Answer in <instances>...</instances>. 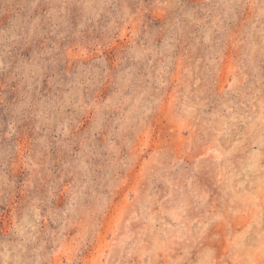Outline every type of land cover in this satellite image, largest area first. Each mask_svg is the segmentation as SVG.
I'll return each mask as SVG.
<instances>
[{
	"label": "rangeland",
	"instance_id": "obj_1",
	"mask_svg": "<svg viewBox=\"0 0 264 264\" xmlns=\"http://www.w3.org/2000/svg\"><path fill=\"white\" fill-rule=\"evenodd\" d=\"M211 4L182 38L151 50L148 84L106 141L98 184L87 159L80 161L92 213L70 227L65 190L57 196L47 181L35 187L30 247L40 264H264V8L261 0ZM8 27L4 18L0 29ZM60 47L39 40L13 49L0 33V52L36 50L21 71ZM67 55L87 59L88 50ZM106 118L99 109L93 132ZM81 148L91 153L86 140ZM71 199L80 204V193ZM14 215L0 200V225L10 227ZM8 227H0V245L14 240Z\"/></svg>",
	"mask_w": 264,
	"mask_h": 264
},
{
	"label": "clouds",
	"instance_id": "obj_2",
	"mask_svg": "<svg viewBox=\"0 0 264 264\" xmlns=\"http://www.w3.org/2000/svg\"><path fill=\"white\" fill-rule=\"evenodd\" d=\"M24 4L27 15L21 16L18 0H0V24L7 18L9 25L0 33L13 49L39 40L59 41L61 47L54 58L44 57L31 71H21L19 65L31 61L35 49L17 57L7 49L0 52V200L15 209L10 227L0 225L14 235L12 243L0 245V264H40L30 247V229L35 223L31 211L35 187L43 181L56 185L57 196L65 190L70 227L92 213L84 205L89 185L80 161L87 159L98 184L107 165L106 141L118 136L122 121L148 84L145 66L152 59L151 50L170 37L182 38L193 16L212 7L211 0H24ZM260 6L264 8V0ZM81 47L88 50L87 59L67 55ZM101 108L107 118L102 129L93 132ZM81 122L87 127L81 129ZM68 128L71 134H66ZM84 140L90 154L81 148ZM74 192L81 196L78 205L71 199Z\"/></svg>",
	"mask_w": 264,
	"mask_h": 264
}]
</instances>
